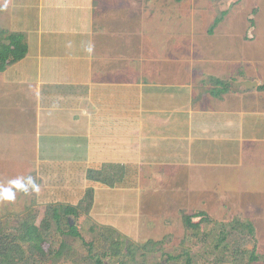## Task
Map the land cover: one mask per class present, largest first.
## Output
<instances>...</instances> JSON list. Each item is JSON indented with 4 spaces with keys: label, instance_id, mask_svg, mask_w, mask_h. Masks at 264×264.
Returning a JSON list of instances; mask_svg holds the SVG:
<instances>
[{
    "label": "crops",
    "instance_id": "1",
    "mask_svg": "<svg viewBox=\"0 0 264 264\" xmlns=\"http://www.w3.org/2000/svg\"><path fill=\"white\" fill-rule=\"evenodd\" d=\"M175 4L0 0V28L27 45L0 73V154H15V168L34 171L40 193L64 204L93 187L89 218L122 234L140 217V195L222 203L264 187V56L227 36L197 51L195 66L176 37L161 48ZM209 78L257 86L216 99ZM105 166L119 167V186L88 180Z\"/></svg>",
    "mask_w": 264,
    "mask_h": 264
},
{
    "label": "trees",
    "instance_id": "2",
    "mask_svg": "<svg viewBox=\"0 0 264 264\" xmlns=\"http://www.w3.org/2000/svg\"><path fill=\"white\" fill-rule=\"evenodd\" d=\"M182 1L175 0L176 3ZM241 1L237 0L238 3ZM256 11L253 9L251 16L256 15ZM227 13L228 10L223 11L214 19L209 34L213 33ZM253 16L249 18L250 27H254ZM26 54L24 36L0 28V73L22 60ZM208 83L211 84L209 94L216 99L230 89L229 83L221 79L209 78ZM257 90L264 91V84ZM118 168L105 166L98 171H88L87 178L114 188L122 181L115 175L119 172ZM115 170L117 172L114 173ZM121 171L123 175L124 170ZM93 199L94 189L89 187L76 205L49 204L38 224V213L29 208L13 234L0 233V264H59L67 258L74 263L80 261L78 264H151L147 256L159 252L164 247V239L135 244L113 227L98 225L89 218ZM81 217H84L86 225L89 224L86 232L91 236L90 240L81 234L82 227L79 229L71 222ZM181 221L187 232L181 245L190 242L200 247L199 252L202 251L204 255L198 253L200 256H197L191 250L184 249L178 256L167 255V263L264 264V254L258 250L257 230L250 220L233 218L228 222L216 221L199 211L193 214L181 213ZM62 238L79 244L82 249L79 260L73 254L70 243Z\"/></svg>",
    "mask_w": 264,
    "mask_h": 264
},
{
    "label": "rangeland",
    "instance_id": "3",
    "mask_svg": "<svg viewBox=\"0 0 264 264\" xmlns=\"http://www.w3.org/2000/svg\"><path fill=\"white\" fill-rule=\"evenodd\" d=\"M253 9L257 11L256 15H252L254 27H250L249 18L252 17L251 12ZM226 10H228V13L222 22L213 33L209 34L208 30L214 19ZM170 13L174 15L176 20L173 25L159 27L158 39L160 46L165 49L163 45L167 39L171 38L173 40L176 37L177 41L173 48L175 50L192 49L193 58L190 61H192L194 66L198 60L196 58L197 54L195 55L197 51L203 53L201 51L207 50L209 52V50L213 49L211 44L219 43L221 39L230 43V39L222 38L226 36L234 38L233 43L231 42L230 44L250 46L251 52L256 50L255 56H264V0H242L240 3L237 0H183L175 4L173 11ZM156 41L154 39V43ZM171 44H173V41ZM17 163H20V159L15 154L5 152L3 155L0 154V185H6L10 179L18 176H23L25 182H27V176L29 175L40 185V180L35 178L34 171L16 169L14 164ZM155 190L160 189L155 187ZM180 190L183 191L182 187ZM42 195L40 192L28 195L18 192L15 202L0 201V233L13 234L29 208H33L38 213V224L45 214L47 205L63 203V201H57L58 197L55 199ZM159 195L156 197L158 201L155 202H146V196L140 195V217L134 220L127 218L126 220L133 221L132 230L128 233H123L135 244H144L148 240L161 241L164 239V247L159 252L147 256V261L151 264H169L166 256H178L182 254L184 249L191 250V253L197 256L204 255L202 251L199 252L200 247H196L190 242H186L184 246L180 243L187 235L182 225L181 213L193 214L199 211L204 212L216 221L228 222L233 218L250 220L254 223L257 230L258 250L261 254H264V187L263 189L251 187L250 200L248 199L250 197L247 196H235L236 199L232 201V197H224L222 203H217L213 200L212 202L183 201L199 198H191V194L171 195L169 193ZM160 199L166 201L162 202ZM160 205L162 209L155 213L153 210ZM116 220L119 221L120 218ZM194 221L196 222L197 220ZM71 222L79 229L82 227L81 234L86 240H90L91 236L86 232L89 224L86 225L84 223V217ZM61 240L67 241L65 238ZM70 245L73 254L79 260L82 252L81 247L76 242H71ZM68 259H63L64 261L59 264L80 263V261L74 263Z\"/></svg>",
    "mask_w": 264,
    "mask_h": 264
},
{
    "label": "clouds",
    "instance_id": "4",
    "mask_svg": "<svg viewBox=\"0 0 264 264\" xmlns=\"http://www.w3.org/2000/svg\"><path fill=\"white\" fill-rule=\"evenodd\" d=\"M7 2L4 3L3 8H7ZM92 51L91 46L87 49ZM24 193L28 195L30 193H39L40 185L36 183L32 176H27V182H25L23 176H18L10 179L6 185H0V201L15 202L17 193Z\"/></svg>",
    "mask_w": 264,
    "mask_h": 264
},
{
    "label": "water",
    "instance_id": "5",
    "mask_svg": "<svg viewBox=\"0 0 264 264\" xmlns=\"http://www.w3.org/2000/svg\"><path fill=\"white\" fill-rule=\"evenodd\" d=\"M230 86H231L232 91H235L240 87H244L246 89H252V88H255L257 84L254 82H243V83H232L230 84Z\"/></svg>",
    "mask_w": 264,
    "mask_h": 264
}]
</instances>
